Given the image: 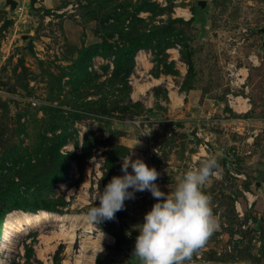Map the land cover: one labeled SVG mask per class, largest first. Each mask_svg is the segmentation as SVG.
Returning a JSON list of instances; mask_svg holds the SVG:
<instances>
[{"label": "rangeland", "instance_id": "1", "mask_svg": "<svg viewBox=\"0 0 264 264\" xmlns=\"http://www.w3.org/2000/svg\"><path fill=\"white\" fill-rule=\"evenodd\" d=\"M15 1L0 0V215L15 203L87 214L131 150L165 193L211 154L203 190L219 228L187 264H264V0ZM135 81L152 84L134 98ZM155 202L136 192L96 225L113 241L94 264H140L133 226ZM39 233L0 264H73L79 239L68 253Z\"/></svg>", "mask_w": 264, "mask_h": 264}, {"label": "clouds", "instance_id": "2", "mask_svg": "<svg viewBox=\"0 0 264 264\" xmlns=\"http://www.w3.org/2000/svg\"><path fill=\"white\" fill-rule=\"evenodd\" d=\"M134 155L131 150L122 159V175L112 176L102 191L97 190L94 202L99 201V206L94 204L86 214L88 222L98 230L96 255L103 252L101 241L105 237L96 225L115 220L126 200L134 199L136 192L148 191L156 202L144 214L143 222L133 226L139 234L132 255L140 264H187L219 228L212 197L203 190L219 166L218 161L211 154L197 157L195 166L185 172L175 187L169 185L170 191L165 193L156 184L160 173L142 158L133 159Z\"/></svg>", "mask_w": 264, "mask_h": 264}, {"label": "bare ground", "instance_id": "3", "mask_svg": "<svg viewBox=\"0 0 264 264\" xmlns=\"http://www.w3.org/2000/svg\"><path fill=\"white\" fill-rule=\"evenodd\" d=\"M179 14H185V9L177 8ZM253 59L254 55L251 56ZM138 58L143 61L144 55L139 53ZM246 73L245 68L238 70L237 75H244ZM158 80V79H157ZM155 80V82H157ZM241 81L242 78H239ZM152 81L145 83H139L135 81L132 96L136 98L147 87L151 86ZM176 96V93L173 92ZM180 98V97H179ZM178 98V99H179ZM245 98L237 96L230 102L236 109H245L247 107ZM89 181L85 178L83 184L77 189L79 192V200L85 201L88 191L87 187ZM250 197V196H249ZM52 226L53 228L48 232L46 227ZM39 230V238L45 243L50 241L62 240L67 244L66 251L72 252L73 243L79 239V249L74 254L73 264H94L96 259V251L99 248V240L96 234H92L94 230L88 220L85 213H58L50 210H38L35 212L26 211L21 208H15L7 211L2 221V231L0 236V252H14L20 247L21 240L31 231ZM105 234L104 239L101 241V246L105 243H111L113 236L106 231H102ZM54 246V244L52 245ZM39 253L41 250H38ZM70 260L67 258L63 261V264H70Z\"/></svg>", "mask_w": 264, "mask_h": 264}, {"label": "trees", "instance_id": "4", "mask_svg": "<svg viewBox=\"0 0 264 264\" xmlns=\"http://www.w3.org/2000/svg\"><path fill=\"white\" fill-rule=\"evenodd\" d=\"M139 44V43H138ZM191 55V50L190 49H188V53H187V56H188V58H189V56ZM14 208H20L19 206H18V204H14L10 209H8L7 211H9V210H11V209H14ZM46 209V210H51V207L48 205V204H43V205H41V206H39V207H35V208H33V209ZM6 211V212H7ZM5 212V213H6ZM5 215V214H4ZM0 218H1V221H3V218H4V216L1 214L0 215ZM0 235H1V232H0ZM96 264H101V262L97 259L96 260Z\"/></svg>", "mask_w": 264, "mask_h": 264}, {"label": "water", "instance_id": "5", "mask_svg": "<svg viewBox=\"0 0 264 264\" xmlns=\"http://www.w3.org/2000/svg\"><path fill=\"white\" fill-rule=\"evenodd\" d=\"M8 3H10L13 7L16 6V1L15 0H6ZM260 32L264 34V26L261 27Z\"/></svg>", "mask_w": 264, "mask_h": 264}, {"label": "built area", "instance_id": "6", "mask_svg": "<svg viewBox=\"0 0 264 264\" xmlns=\"http://www.w3.org/2000/svg\"><path fill=\"white\" fill-rule=\"evenodd\" d=\"M235 97H237V96H231V97H230V101H231L232 99H234Z\"/></svg>", "mask_w": 264, "mask_h": 264}]
</instances>
